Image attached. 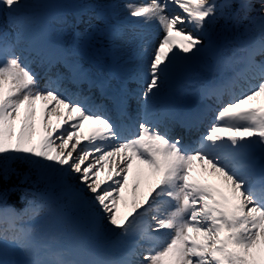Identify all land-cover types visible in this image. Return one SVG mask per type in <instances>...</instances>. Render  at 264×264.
Segmentation results:
<instances>
[{"label":"snow or ice","instance_id":"6c2138e0","mask_svg":"<svg viewBox=\"0 0 264 264\" xmlns=\"http://www.w3.org/2000/svg\"><path fill=\"white\" fill-rule=\"evenodd\" d=\"M170 6L179 12L167 15ZM23 7L20 0H0V11L13 14V20ZM123 7L129 19L156 22L162 30L158 44L150 51L144 48L143 88L136 93L114 83L122 59L115 45L122 33L115 26L97 29L110 42L105 54L112 64L106 76H93L70 59L46 28L34 48L47 64L43 86L28 57L14 51L30 26L17 24L12 40L0 33V264H264V103L244 106L264 100V0H142ZM219 19L225 28L229 20L237 25L259 20L260 35L226 55L224 45L205 31ZM213 49L220 59L208 70L219 72L222 65L232 72L199 90L202 98L214 99L215 107L209 106L214 116L197 139H173L160 126L175 114L169 109L157 115L154 101ZM240 79L247 87L225 100V91ZM132 95L142 115L134 122L135 132L122 136L110 113L126 115ZM85 122L87 132L80 131ZM184 123L194 126L191 118ZM194 161L216 182L194 177ZM130 173L129 199L124 193ZM13 176L20 184L43 185L36 192L24 189L22 200L28 195L63 200L90 234L117 237L126 247L123 257L69 258L39 229L25 227L21 213L8 203L18 190L9 186ZM142 177L150 179L143 192Z\"/></svg>","mask_w":264,"mask_h":264},{"label":"rangeland","instance_id":"374dc122","mask_svg":"<svg viewBox=\"0 0 264 264\" xmlns=\"http://www.w3.org/2000/svg\"><path fill=\"white\" fill-rule=\"evenodd\" d=\"M20 2L24 7L20 13L14 14L15 20H13V14H5L0 11V33H7L10 40L14 38V34L17 31L16 25L21 21L30 26L31 32L35 34L33 40L36 43H39L42 39L44 30L47 28L49 33V28L51 27L55 28L56 35L54 36L59 37L61 40L64 39L63 47L72 59L87 61L86 57H89L90 59L94 58L95 60L111 64L112 60L109 55L105 53L103 55L99 54L100 48L107 49L110 47V42L106 33L104 31H97V29L104 30L115 26L122 33L121 39L115 41L118 54L122 57L119 71L124 76H127V86L132 89L130 93L139 92L140 88H143L140 72V65L143 63V60L137 57L141 58L139 54L143 51L145 45L146 48L151 50L153 44H158L159 39L162 38V30L156 22L145 25L142 22H136L140 18H128L127 11L123 5L128 2L140 3L142 0H20ZM253 3H255V0H253ZM71 9L77 11L74 12ZM80 10H87L86 12L90 13V15L83 17ZM178 12L179 9L176 6H170L166 14L173 15ZM250 15L255 16L256 13H251ZM241 16H243V13H241ZM78 19L79 22L77 23ZM225 23V20L219 19L213 24L208 25V28L205 30L218 45L228 42L234 49L242 43L257 38L260 35L259 20L244 19L238 25L229 20L227 21L226 28L224 27ZM246 26L250 29L247 32L245 31ZM185 27L191 29V25H185ZM40 28H43V30L37 32ZM207 43L206 39L205 44ZM21 45L23 44L20 40L15 43L16 47H20ZM217 52V49H213L203 54L189 71L195 74L198 68L206 70L210 67L215 68L214 56ZM217 72L214 71V74L210 76L213 77L210 81L220 79L222 75H218ZM178 79H180V75L166 85L161 90L159 96L163 98L165 94L170 96L176 89H170L168 86ZM203 80H200L199 83L205 81ZM203 85H196L194 88L199 91ZM242 87H247V84ZM234 89L238 90V92L241 90L237 86H234ZM178 92L181 95L182 92ZM190 96L193 97L192 95ZM205 98L201 97V100L204 101ZM201 100L195 99V103L200 104ZM262 103H264V100L257 99L244 106H259ZM39 107L40 102H37V108L39 109ZM83 130L84 128L80 131ZM196 169L197 166L193 163L192 175L197 179L216 182L213 174ZM142 178L139 189L141 192L146 191L150 183L149 181V183L144 185ZM132 181L133 174L130 173L129 188L124 193L125 197L129 199L131 198L130 185ZM42 188L43 185H40V189ZM57 201L59 204L56 206L53 203H49L30 209L27 214L22 216L23 225L25 227L37 228L46 234L49 241L57 250H67L70 253L69 258L119 260L123 257L126 247L121 244L117 237L105 233L90 234L83 226L79 213L73 212L71 208L65 205L63 200ZM33 209L39 212L38 216L35 215ZM126 210L125 205L121 204L120 212L124 213ZM57 213L58 217H56ZM71 228L75 229V233ZM111 238L113 239L109 241ZM137 259H142V255L137 257Z\"/></svg>","mask_w":264,"mask_h":264},{"label":"bare ground","instance_id":"6f19581e","mask_svg":"<svg viewBox=\"0 0 264 264\" xmlns=\"http://www.w3.org/2000/svg\"><path fill=\"white\" fill-rule=\"evenodd\" d=\"M127 1H130V0H127ZM84 16L85 17H87L88 16V13H85L84 14ZM206 28H208V25L206 26ZM206 30V29H205ZM52 35L54 36V31L52 32ZM32 36H33V34H29V35H27V36H25V37H22V38H19L21 41H23V40H28V41H30V39L32 38ZM56 38V37H55ZM60 42V44H63V42H64V39L63 40H60L59 41ZM220 45H224V49H225V53L224 54H226V55H230L231 54V50L233 49V47H232V45L230 44V43H228V42H224V43H222V44H220ZM24 47V49L22 50V52L20 53V52H18V54H22V55H24V56H27L28 57V61H31L32 59H33V56H30V53H29V51H35L34 50V48H36V47H33V48H30V47H28V46H23ZM144 48H146V45H145V47ZM149 51H150V49H149ZM140 56H141V58H139V57H137L138 59H145L146 58V54L144 53V49H143V51L139 54ZM126 58H128V57H126ZM214 59H215V66H216V64H217V60L218 59H220V55H219V51L216 53V55L214 56ZM40 64V60H39V62L38 63H36L35 64V67H37L38 65ZM129 64V63H128ZM84 67V69H86L88 72H90L91 73V68L89 67V66H83ZM110 71V70H109ZM109 71H105L104 72V76H106V75H108V73H109ZM218 73V75H222V74H226V75H228V76H230V75H232V72H231V69H229V68H227V67H224V66H222L221 65V71H219V72H217ZM118 74L119 75H121L122 77H123V74L119 71L118 72ZM214 74V71H209V70H206V69H200V68H198L197 69V71L195 72V74H192V71H189V72H183V73H181L180 74V79H181V83H177L176 84V82H173L170 86H168L170 89H177V90H182V91H185L184 90V88H187V87H191V86H193V84H191V82H193V83H198L200 80H202V79H204V80H211V79H213V77H210V76H212ZM92 75H94V73L92 74ZM200 76V77H199ZM118 79V78H117ZM124 79H126V78H124ZM117 81H120V80H116V82ZM125 81V80H124ZM46 83V81L45 82H42L41 81V83H39L41 86H43L44 84ZM121 83V82H120ZM123 83V82H122ZM126 82H124L123 83V85L125 86V88L128 90V88L126 87V84H125ZM176 90V91H177ZM129 91V90H128ZM130 92V91H129ZM187 92H185L184 94H183V96H182V98L180 97L179 98V102H178V108H181L180 106H182V105H184L185 103V100H187V103H189V101L190 100H195L196 99V94H192V98L191 97H187ZM173 96H174V92L172 93V95L170 96V99L169 98H167L168 96H167V94H165V97L163 98V97H161V96H158L156 99H155V101H154V103H155V105H156V108H157V115H161L162 113H164L166 110H169V106L170 105H173L172 103V100H173ZM199 99V97H198V95H197V100ZM191 102V101H190ZM186 103V104H187ZM197 105H199V104H197ZM139 111V107L136 109V112H138ZM174 114H175V116L176 117H179V118H181L182 120H184V116H185V114H186V111H184V116H182L181 114H179L178 113V110H176V112H174ZM88 127H89V123L88 122H85V124H84V130H83V132H87V130H88ZM171 130H173L174 129V126L173 125H171L170 127H169ZM161 129V128H160ZM197 130V129H196ZM132 131V130H131ZM131 133H133V131L131 132ZM131 133H129V134H131ZM193 163H195L196 164V166H197V169H199V170H202L201 168H200V162L199 161H194ZM196 169V170H197ZM149 181H150V179L149 178H147V177H143L142 178V182H143V184L144 185H146L147 183H149Z\"/></svg>","mask_w":264,"mask_h":264},{"label":"trees","instance_id":"16d2710c","mask_svg":"<svg viewBox=\"0 0 264 264\" xmlns=\"http://www.w3.org/2000/svg\"><path fill=\"white\" fill-rule=\"evenodd\" d=\"M33 180H35V176L32 177ZM12 185H16L18 187V190L14 193H12V195L9 197V206L15 209H21L25 206L29 205V201L35 200V202L37 200L40 199V197H33L32 195H28L25 199H21V195L23 194V190L24 189H28L29 192H36V191H40V185L37 187H33L31 182L25 183V184H20L19 179L15 176H13L11 178V180L9 181V186ZM47 198V197H44Z\"/></svg>","mask_w":264,"mask_h":264}]
</instances>
